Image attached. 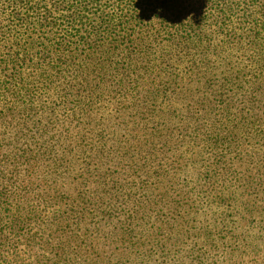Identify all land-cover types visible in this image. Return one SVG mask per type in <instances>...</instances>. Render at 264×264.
Wrapping results in <instances>:
<instances>
[{
	"label": "trees",
	"instance_id": "16d2710c",
	"mask_svg": "<svg viewBox=\"0 0 264 264\" xmlns=\"http://www.w3.org/2000/svg\"><path fill=\"white\" fill-rule=\"evenodd\" d=\"M0 264H264V0H0Z\"/></svg>",
	"mask_w": 264,
	"mask_h": 264
}]
</instances>
